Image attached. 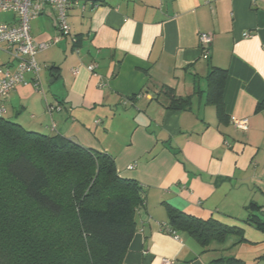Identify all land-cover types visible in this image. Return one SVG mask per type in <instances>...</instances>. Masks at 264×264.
<instances>
[{"label":"crops","instance_id":"1","mask_svg":"<svg viewBox=\"0 0 264 264\" xmlns=\"http://www.w3.org/2000/svg\"><path fill=\"white\" fill-rule=\"evenodd\" d=\"M95 2L69 11L75 46L54 42L52 11L31 22L32 38L50 45L35 57L38 81L26 75L5 115L108 154L140 185L124 264H264V232L245 222L257 209L264 215V0ZM202 33L213 36L208 58ZM213 68L227 71L222 117L208 100ZM232 116L247 119V130ZM170 209L237 227L244 240L229 235L202 248L184 232L175 239L164 230Z\"/></svg>","mask_w":264,"mask_h":264},{"label":"trees","instance_id":"2","mask_svg":"<svg viewBox=\"0 0 264 264\" xmlns=\"http://www.w3.org/2000/svg\"><path fill=\"white\" fill-rule=\"evenodd\" d=\"M226 75L213 68L207 76L208 100L220 117ZM257 110H264V99ZM142 193L118 174L108 154L0 118V264H124ZM263 216L257 209L245 222L264 232ZM168 228L202 248L229 235L244 240L237 227L174 209ZM227 263L244 264L234 258Z\"/></svg>","mask_w":264,"mask_h":264},{"label":"built area","instance_id":"3","mask_svg":"<svg viewBox=\"0 0 264 264\" xmlns=\"http://www.w3.org/2000/svg\"><path fill=\"white\" fill-rule=\"evenodd\" d=\"M96 0H0V14L9 15V19L0 20V118L6 113L5 102L9 94L17 87L26 84V75H33L34 81L39 79L41 66L36 62L37 53L46 50L50 43L36 42L31 36V22L43 15L47 10L54 14L57 42L61 37H69L73 46L77 40L71 33L68 23L69 11L80 5H96ZM243 37H249L244 33ZM213 36L209 33L199 35V42L203 57L208 58V46ZM4 58V59H3ZM94 65H89L92 72ZM59 111V106L50 107L49 113ZM232 125L240 130H247V119L230 117ZM130 165L128 169H133ZM165 231L178 239V235L171 232L168 227ZM162 264H176L174 259L164 258Z\"/></svg>","mask_w":264,"mask_h":264},{"label":"rangeland","instance_id":"4","mask_svg":"<svg viewBox=\"0 0 264 264\" xmlns=\"http://www.w3.org/2000/svg\"><path fill=\"white\" fill-rule=\"evenodd\" d=\"M4 19L8 20L9 19V15L0 14V20H4ZM63 38H68L69 39V37H63ZM5 118L8 119L6 115H5Z\"/></svg>","mask_w":264,"mask_h":264}]
</instances>
